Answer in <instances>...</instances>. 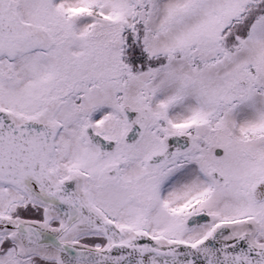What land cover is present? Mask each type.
I'll list each match as a JSON object with an SVG mask.
<instances>
[{
    "label": "snow or ice",
    "instance_id": "snow-or-ice-1",
    "mask_svg": "<svg viewBox=\"0 0 264 264\" xmlns=\"http://www.w3.org/2000/svg\"><path fill=\"white\" fill-rule=\"evenodd\" d=\"M0 264H264V0H0Z\"/></svg>",
    "mask_w": 264,
    "mask_h": 264
}]
</instances>
